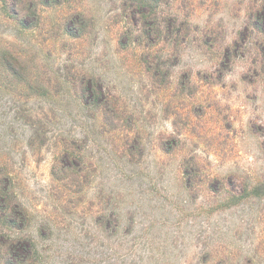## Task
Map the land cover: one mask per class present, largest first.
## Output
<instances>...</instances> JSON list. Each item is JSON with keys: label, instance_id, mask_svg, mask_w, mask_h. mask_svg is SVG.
<instances>
[{"label": "rangeland", "instance_id": "374dc122", "mask_svg": "<svg viewBox=\"0 0 264 264\" xmlns=\"http://www.w3.org/2000/svg\"><path fill=\"white\" fill-rule=\"evenodd\" d=\"M13 1L0 0V177L32 215L34 264H264V197L227 199L264 182L262 0L151 1L152 39L124 0ZM83 75L117 97L119 132L77 95ZM72 143L95 165L84 190L61 180Z\"/></svg>", "mask_w": 264, "mask_h": 264}, {"label": "trees", "instance_id": "16d2710c", "mask_svg": "<svg viewBox=\"0 0 264 264\" xmlns=\"http://www.w3.org/2000/svg\"><path fill=\"white\" fill-rule=\"evenodd\" d=\"M125 10L130 9L129 18L132 23L139 24L140 31L148 39L153 38L154 28L160 25L157 22L158 13H149L148 8L152 7L151 1L157 0H124ZM16 5L17 0H14ZM130 3V4H128ZM128 8V9H127ZM251 17L253 18L254 25L261 27L264 33V0L258 5L252 8ZM74 21H70V24H74ZM158 29V28H157ZM264 53V47H263ZM150 57V54H149ZM146 64L149 71H152L148 59V55L145 56ZM6 65L12 70L18 72V67L15 66L13 61L8 60ZM159 69V68H157ZM264 71V60L262 64ZM154 70V69H153ZM156 72V71H155ZM154 73V72H153ZM156 74V73H154ZM77 89V95L81 101L89 106L92 103H98L101 113L104 118L105 125L113 126L116 132H119L122 128L120 125L124 121V116L121 115V110L118 109V100L116 96L110 95L105 90V85L102 84V78H97L92 75H83L74 83ZM78 85V86H77ZM114 100L115 103H114ZM128 138V137H127ZM175 143V142H174ZM173 143L163 144L162 147L165 151L172 148ZM126 151L132 153L138 148V141L130 145L129 141L123 144ZM75 143H72L70 148L65 149V152L59 158L58 164L61 165L64 172V178L61 180L70 179L71 182L84 190L85 184L89 183L90 175L82 176L86 168H94V163L90 162L88 165L82 163L77 159L74 150ZM185 175L191 176V169L185 168ZM2 175V173H0ZM190 179H192L190 177ZM190 179L188 181H190ZM221 182V181H220ZM219 182V183H220ZM190 183V182H189ZM223 183V182H221ZM216 183H210L211 187ZM232 186L233 183L225 182L224 185ZM236 187V185H233ZM82 190V191H83ZM79 192V191H77ZM227 199L229 203L237 204L243 200L251 199L255 196L264 197V182H259L254 186H246L245 184L239 188L229 190ZM32 222V215L30 211L19 201L16 197V192L13 190L11 179L8 175L0 177V264H34L35 254L37 253V247L35 240L24 232L28 230L29 224ZM16 231V232H13ZM13 232V233H12ZM70 264H79L76 260H72ZM243 264H256L253 259H248Z\"/></svg>", "mask_w": 264, "mask_h": 264}]
</instances>
